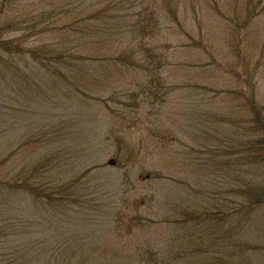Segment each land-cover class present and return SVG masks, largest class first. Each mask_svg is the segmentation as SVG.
<instances>
[{"label":"rangeland","instance_id":"rangeland-1","mask_svg":"<svg viewBox=\"0 0 264 264\" xmlns=\"http://www.w3.org/2000/svg\"><path fill=\"white\" fill-rule=\"evenodd\" d=\"M0 29V264H264V0H0Z\"/></svg>","mask_w":264,"mask_h":264},{"label":"trees","instance_id":"trees-1","mask_svg":"<svg viewBox=\"0 0 264 264\" xmlns=\"http://www.w3.org/2000/svg\"><path fill=\"white\" fill-rule=\"evenodd\" d=\"M252 13V7L249 9L248 7V15H251ZM0 34H2V31L0 29ZM8 43H9V40L8 38H2V36L0 35V48H5L7 49V46H8ZM17 50H22L21 46H18ZM257 125L259 127V129H262V131H264V121H261V120H257ZM262 141H264V137H262ZM14 187H19V188H24L26 190H28L30 193H33L35 195H44L45 197H49V194L48 193H45V190L44 189H41V190H44V191H41L42 193H39L38 191V187H36L35 185L29 183V182H23V184H15L13 185ZM250 203H257L259 201H262V199L264 198V188L262 185L258 186H252L250 188ZM210 214V212H209ZM195 215L199 216V215H202V213H196ZM207 215L206 213L203 214V216ZM193 230H195L196 228L195 227H191ZM199 243V242H197ZM201 245V244H200ZM199 245V246H200ZM198 246V247H199ZM202 246V245H201ZM136 264H141V263H136ZM144 264H164V263H158V262H146Z\"/></svg>","mask_w":264,"mask_h":264}]
</instances>
